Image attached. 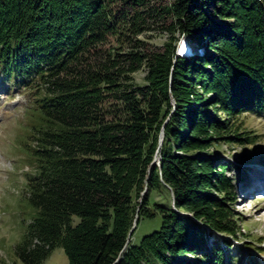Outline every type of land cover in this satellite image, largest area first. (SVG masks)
Wrapping results in <instances>:
<instances>
[{"label": "trees", "instance_id": "trees-1", "mask_svg": "<svg viewBox=\"0 0 264 264\" xmlns=\"http://www.w3.org/2000/svg\"><path fill=\"white\" fill-rule=\"evenodd\" d=\"M181 35L203 53L178 55ZM0 69L32 91L24 264L57 246L69 264L226 263L210 229L238 235L236 183L210 149L254 140L216 110L264 113V0H0Z\"/></svg>", "mask_w": 264, "mask_h": 264}, {"label": "rangeland", "instance_id": "rangeland-1", "mask_svg": "<svg viewBox=\"0 0 264 264\" xmlns=\"http://www.w3.org/2000/svg\"><path fill=\"white\" fill-rule=\"evenodd\" d=\"M139 36L151 38L156 45H161L166 38L163 34L150 31ZM185 38V35L180 36L177 47L180 39ZM145 74V68L135 71L134 80L143 83ZM15 84L0 69V264H24L16 253V244L20 241L27 222L33 216L32 207L24 198L26 172L30 170V166L22 149V139L26 134V112L32 91ZM197 86L204 97L211 96L210 91L200 88L202 85ZM172 99L175 104L173 96ZM216 113L221 117H227L229 123L235 124L238 130L242 131V137L252 135L254 140L242 143L223 137L220 146H212L210 149L213 152L212 156L221 162L226 160L232 162L228 173L236 183L237 198L231 203V207L240 226L236 237L224 233L213 234L226 251L225 264H264V185L262 191L250 190L256 186L255 184L258 186L259 182L264 183V113L243 111L230 115L221 110H216ZM241 188L245 193L248 192L247 196L243 191L240 193ZM164 194L170 199L168 190L164 188L151 192L153 199L161 198ZM160 223V212L154 218H142L135 231V240L139 241L144 234L157 229ZM225 237L229 238L230 244L226 243ZM209 248L207 245V249ZM203 250L196 253L189 251L185 256L199 258L203 256ZM250 251L258 255V263ZM40 264H69V258L65 249L57 246Z\"/></svg>", "mask_w": 264, "mask_h": 264}, {"label": "bare ground", "instance_id": "bare-ground-1", "mask_svg": "<svg viewBox=\"0 0 264 264\" xmlns=\"http://www.w3.org/2000/svg\"><path fill=\"white\" fill-rule=\"evenodd\" d=\"M179 50L181 52V55H183V53H184L183 56H193L196 52L203 53V49L202 48H199V49L193 48L186 38L183 39V40L180 39V44L177 47V51H179ZM190 51H192V52L190 53ZM255 185L257 186V184H255ZM262 190H263V188L261 189V191Z\"/></svg>", "mask_w": 264, "mask_h": 264}, {"label": "water", "instance_id": "water-1", "mask_svg": "<svg viewBox=\"0 0 264 264\" xmlns=\"http://www.w3.org/2000/svg\"><path fill=\"white\" fill-rule=\"evenodd\" d=\"M163 137H164V130L162 129V131L160 132L159 144H161V142L163 140ZM157 159H159L158 154L155 155V158H154L153 162H155ZM137 223H138V218L135 219L134 224H133V227L131 229V232L133 231V229L135 228V226L137 225Z\"/></svg>", "mask_w": 264, "mask_h": 264}]
</instances>
